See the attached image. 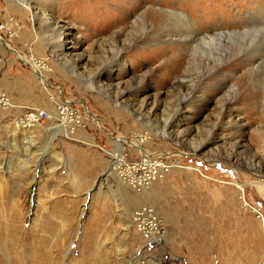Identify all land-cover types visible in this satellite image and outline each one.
<instances>
[{"label": "rangeland", "instance_id": "obj_1", "mask_svg": "<svg viewBox=\"0 0 264 264\" xmlns=\"http://www.w3.org/2000/svg\"><path fill=\"white\" fill-rule=\"evenodd\" d=\"M0 37L49 83L0 40V264H264V0H0ZM30 107L41 140L13 127ZM136 132L165 167L146 189L110 170Z\"/></svg>", "mask_w": 264, "mask_h": 264}, {"label": "built area", "instance_id": "obj_2", "mask_svg": "<svg viewBox=\"0 0 264 264\" xmlns=\"http://www.w3.org/2000/svg\"><path fill=\"white\" fill-rule=\"evenodd\" d=\"M2 102L4 104L7 99L3 94L0 95ZM58 120L63 123H75L79 125L81 123V118L78 114V110L75 109L71 104L65 100L59 101L56 106ZM48 113L46 110L37 107H30L25 110L22 116L16 119L17 125L25 128L34 127L35 125H40L43 121L48 120ZM74 124V125H75ZM143 159L140 157L139 160H129L128 162H120L117 166V170L122 172V178L131 182L136 186H142L148 184L152 180V173L143 164ZM146 215L142 216L141 219L138 217L139 210L134 211L132 214L134 222L137 224V228L142 235L147 236H158L161 235V224L157 217L153 214L151 208H141ZM135 214V215H134ZM261 215V213H260ZM136 219V220H135Z\"/></svg>", "mask_w": 264, "mask_h": 264}, {"label": "bare ground", "instance_id": "obj_3", "mask_svg": "<svg viewBox=\"0 0 264 264\" xmlns=\"http://www.w3.org/2000/svg\"><path fill=\"white\" fill-rule=\"evenodd\" d=\"M29 4H27V8L30 10L31 9V6H28ZM166 10L167 9H159V11H164V12H166ZM168 11H170V12H172V10L171 9H169ZM181 13V12H180ZM173 14V13H172ZM170 15H171V13H170ZM178 15V14H177ZM176 16V15H175ZM175 16H174V18H175ZM187 16V15H186ZM191 21V20H190ZM188 23V22H187ZM197 30V29H196ZM178 36V35H177ZM189 36H192V35H190L189 34ZM188 36V37H189ZM194 36H195V33H194ZM212 36H214V34L212 35ZM180 37V36H179ZM204 37V36H203ZM209 37V36H208ZM200 38V37H199ZM206 38H207V36H206ZM203 39V38H202ZM0 40H2L3 41V43H4V45H5V48H7V49H9L10 51H14V52H16V53H18L15 49H13L12 47H11V45H9L8 43H6L1 37H0ZM205 40V39H204ZM210 41V40H209ZM214 41H216V40H214ZM203 43H204V41H203ZM214 43V42H213ZM212 42H211V44H213ZM18 55V57L20 58V59H22L24 62H26V63H29V64H31V66L33 65L34 67H35V69H34V71H35V73H36V75L38 76V79H40L41 81H43L44 82V84H49L48 83V81L46 80L47 79V76L39 69V67H38V64H36V61L32 58V56H29V57H25V56H22L20 53H18L17 54ZM0 95H1V93H0ZM53 98V97H52ZM2 102V99L0 98V103ZM86 109H87V111L90 113V110L86 107ZM47 113H49V112H47ZM48 117L49 118H51V116L48 114ZM17 122V121H16ZM63 123V122H62ZM63 124H65V123H63ZM99 125H102V123H101V121L99 120ZM36 126V125H35ZM13 127H14V129H17V130H19V131H24V129H25V127L23 128V127H21V126H19V125H17V123H16V126H14L13 125ZM164 135V134H163ZM119 137V136H118ZM119 140H122L121 142L119 141ZM130 140V139H129ZM128 140V138H122V137H120V138H118V139H116V143H117V153L116 154H118V155H115L114 156V158H116V160H118V158H119V156L121 157H123V161H124V156H123V154L122 153H124V151H123V144L124 143H128V145H130L131 147H133V149L134 150H136V151H140V154L142 155V161H143V164L147 167V168H149V170L151 171V173H152V179H155L156 177H161L160 176V172H159V168H165L162 164H158L157 163V161L156 160H153L151 157H152V154L151 153H149V152H147L146 150H144L143 149V147H142V145L145 143V142H148V141H150L151 140V137L150 138H148V135H145V134H140L139 132H136L134 135H133V137H132V139L129 141ZM116 150V148L114 149V150H112V151H110V152H108L110 155L113 153V151H115ZM122 157H121V159H122ZM120 162H122V161H117V162H115V163H113L112 164V166L110 167V170H113L115 167H117L118 166V164H120ZM163 164H165L166 165V163H163ZM114 171V170H113ZM112 171V172H113ZM115 172H116V170H115ZM120 173H121V175H120ZM118 175H119V178H120V180L121 179H123L122 178V172L120 171V172H118ZM152 182V180L149 182V183H151ZM148 183V184H149ZM261 186L263 185L262 183H259ZM131 185V184H130ZM140 188H144V189H146V185H142V186H140ZM137 210H139V212H138V217H140L139 219H141L142 218V216H144V215H146L145 213H144V211L143 210H140V209H137ZM135 215V214H134ZM136 220V219H135ZM133 222H134V219H133ZM138 230V229H137ZM12 231H13V227L11 226V224H4L3 226H2V229L0 230V241L2 242V241H4V240H14L13 238H12ZM139 231V230H138ZM143 237H144V239L145 240H152V241H155L156 243L157 242H160L161 241V237H162V234L161 235H158V236H147V238H146V236L145 235H142ZM151 241V242H152ZM3 247L5 248V249H7L8 250V247H7V244L5 243L4 245H3ZM0 248H1V246H0ZM6 252V251H5ZM8 252V251H7ZM3 256V255H2ZM42 258V257H41ZM41 260V259H40ZM46 260V256H43V258H42V262L44 263V261ZM3 261V260H2ZM4 262V261H3ZM3 264V263H2Z\"/></svg>", "mask_w": 264, "mask_h": 264}, {"label": "crops", "instance_id": "obj_4", "mask_svg": "<svg viewBox=\"0 0 264 264\" xmlns=\"http://www.w3.org/2000/svg\"><path fill=\"white\" fill-rule=\"evenodd\" d=\"M86 107L87 106H85V109H86ZM97 122L99 123L98 120H97ZM100 126H103V125H100ZM53 127L54 126H47L46 127V123H44L43 125H40V126H37V128H34L31 131V133L33 134V136L36 133L35 140H41L44 136H46L48 134L49 131L52 130ZM55 135H56V133H55ZM64 136L67 137L68 139H71L72 141H75V142H78V143H85L89 147L93 146V144L90 141L91 137H88L86 134H81V132L70 133L69 135L65 134ZM149 142L150 141H148V142H146L144 144H147ZM56 146L63 152V154H69V156L72 155L76 151L77 152L87 151V149L86 150H82L80 147L74 148L71 145L65 146L64 144H61V143H56Z\"/></svg>", "mask_w": 264, "mask_h": 264}, {"label": "water", "instance_id": "obj_5", "mask_svg": "<svg viewBox=\"0 0 264 264\" xmlns=\"http://www.w3.org/2000/svg\"><path fill=\"white\" fill-rule=\"evenodd\" d=\"M260 264H262V263H260Z\"/></svg>", "mask_w": 264, "mask_h": 264}]
</instances>
